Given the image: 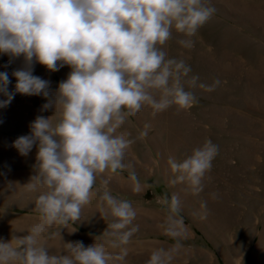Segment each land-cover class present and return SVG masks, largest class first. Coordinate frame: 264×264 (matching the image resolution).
I'll list each match as a JSON object with an SVG mask.
<instances>
[{"label":"clouds","instance_id":"clouds-1","mask_svg":"<svg viewBox=\"0 0 264 264\" xmlns=\"http://www.w3.org/2000/svg\"><path fill=\"white\" fill-rule=\"evenodd\" d=\"M216 11L206 0H0V54L9 56V62L23 59L22 67L11 72L14 90H9V73L0 71V108L19 93L42 97L46 102L40 111L52 110L48 117L37 115L29 133L12 142L21 156L36 148L33 174L25 184L37 193L35 207L42 222L9 242L0 239V264H108L126 257V249L113 257L96 240L89 246L65 242L62 229L58 253L39 238L46 226L80 221L99 174L129 170L139 191V177L124 162L132 141L116 131L145 107L153 115L172 107L190 109L198 103L193 89L211 92L220 84L218 79L208 85L189 76L190 66L169 57L162 47L175 29L187 37L178 43L192 48L191 37ZM37 63L50 72L66 65L71 70L52 92L50 81L33 74ZM146 128L140 136L147 135ZM218 154L219 146L206 139L182 160L168 157L174 174L170 184L186 183L199 194ZM13 183L7 181L6 188ZM108 183L102 181L99 196L101 217L107 221L102 235L112 248H121L139 231L133 225L137 212L130 200L112 195ZM158 203L169 213L165 231L178 237L179 195L165 193ZM201 208L207 209L206 201ZM180 247L177 239L173 249H155L146 264H169L171 252Z\"/></svg>","mask_w":264,"mask_h":264},{"label":"rangeland","instance_id":"rangeland-1","mask_svg":"<svg viewBox=\"0 0 264 264\" xmlns=\"http://www.w3.org/2000/svg\"><path fill=\"white\" fill-rule=\"evenodd\" d=\"M206 2L217 11L191 37L194 46L180 45L178 41L187 37L173 29L172 38L162 47L169 57L190 66L189 76H198L208 85L218 79L220 84L211 92L193 89L198 103L190 109L172 107L153 115L145 107L127 117L116 134L132 141L124 162L139 177V191L129 179V170L99 174L80 221L46 226L41 234L40 243L52 253L63 247L62 229L65 242L79 240L89 246L96 240L113 257L127 250L123 260L113 258L108 264H146L153 250L173 249L177 239L181 247L171 252L169 264H264V0ZM9 61V56L0 54V71L9 73L12 91L11 72L22 67L23 59ZM70 70L66 65L50 72L37 63L33 74L50 81L55 92ZM45 102L40 96L17 93L9 106L0 108V239L5 242L42 222L35 207L37 193L25 184L33 174L27 162L30 157L17 155L11 160L7 155L18 154L12 142L30 131L37 115H52V110L40 111ZM145 128L147 135L142 137ZM206 139L219 146V154L203 191L196 194L186 183L171 185L174 174L168 157L182 160ZM105 179L112 195L130 200L137 212L133 225L139 231L121 248H112L102 235L107 221L101 217L99 196ZM7 181L14 182L11 189L6 188ZM165 193L178 194L182 202L178 237L165 231L169 213L158 203ZM205 201L206 210L201 208Z\"/></svg>","mask_w":264,"mask_h":264},{"label":"crops","instance_id":"crops-1","mask_svg":"<svg viewBox=\"0 0 264 264\" xmlns=\"http://www.w3.org/2000/svg\"><path fill=\"white\" fill-rule=\"evenodd\" d=\"M29 133V131H27L26 132V134H28ZM34 149H32V151L29 153V161H27L29 164V166L30 167H33V165L35 164V159L33 158V153H34V151H33ZM3 154V153H2ZM17 155H19V154H16V153H14V154H10V155H7L11 160H13V159H17ZM20 156V155H19ZM27 162L25 163L26 165H27ZM30 172H33V170H29ZM27 172V171H26ZM7 195H6V197H8V196H10V193H6Z\"/></svg>","mask_w":264,"mask_h":264}]
</instances>
